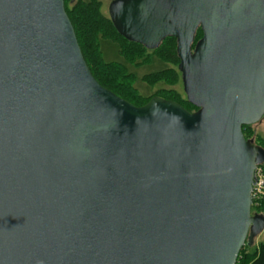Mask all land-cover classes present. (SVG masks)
<instances>
[{
	"label": "water",
	"instance_id": "water-1",
	"mask_svg": "<svg viewBox=\"0 0 264 264\" xmlns=\"http://www.w3.org/2000/svg\"><path fill=\"white\" fill-rule=\"evenodd\" d=\"M109 12L146 47L176 37L199 109L102 86L64 0H0V264H235L264 229L250 196L264 148L242 131L264 114V0Z\"/></svg>",
	"mask_w": 264,
	"mask_h": 264
},
{
	"label": "trees",
	"instance_id": "trees-1",
	"mask_svg": "<svg viewBox=\"0 0 264 264\" xmlns=\"http://www.w3.org/2000/svg\"><path fill=\"white\" fill-rule=\"evenodd\" d=\"M64 5L84 58L102 86L137 106L158 95L188 111L195 108L182 89L175 36L167 35L158 46L149 48L117 29L113 19L102 11V0H64ZM201 33L198 27L194 42ZM142 67L146 70L138 74ZM137 80L146 85L147 92L141 91ZM246 129V125L242 127L243 132ZM237 264H264V240L256 248L245 241Z\"/></svg>",
	"mask_w": 264,
	"mask_h": 264
},
{
	"label": "rangeland",
	"instance_id": "rangeland-1",
	"mask_svg": "<svg viewBox=\"0 0 264 264\" xmlns=\"http://www.w3.org/2000/svg\"><path fill=\"white\" fill-rule=\"evenodd\" d=\"M110 3L111 0H102V5H101L102 11L109 16H110V12H109ZM144 70H146L145 67L138 68V74L142 73V71ZM136 85L141 89L142 92H147L146 85L142 83L141 80H137ZM252 129L256 134L255 135L256 137L259 136L261 137V139L260 138L258 139L260 144L264 145V117L259 122L253 124ZM263 240H264V229L256 235H248L246 242H250V248H254V247L256 248L259 242Z\"/></svg>",
	"mask_w": 264,
	"mask_h": 264
},
{
	"label": "built area",
	"instance_id": "built-area-1",
	"mask_svg": "<svg viewBox=\"0 0 264 264\" xmlns=\"http://www.w3.org/2000/svg\"><path fill=\"white\" fill-rule=\"evenodd\" d=\"M251 211L264 215V161L253 170V182L250 191ZM237 264V261L236 263Z\"/></svg>",
	"mask_w": 264,
	"mask_h": 264
},
{
	"label": "flooded vegetation",
	"instance_id": "flooded-vegetation-1",
	"mask_svg": "<svg viewBox=\"0 0 264 264\" xmlns=\"http://www.w3.org/2000/svg\"><path fill=\"white\" fill-rule=\"evenodd\" d=\"M202 31V30H201ZM201 35H202V33H201ZM201 35H200V37H201ZM199 37V38H200ZM176 38V37H175ZM198 38V39H199ZM197 39V40H198ZM194 40H195V38H194ZM194 40H193V42H192V47L194 46V44H195V42L197 41H195L194 42ZM182 89H183V84H182ZM183 92H184V90H183ZM184 94H185V92H184ZM185 96H186V94H185ZM186 99H187V97H186ZM188 100V99H187ZM191 103V102H190ZM192 104V103H191ZM195 108L193 109V110H191L190 112H193V111H196V110H198L199 109V107H197V106H195L194 104H192ZM264 117V114L262 115V117L260 118V120L262 119ZM260 120H258L257 122H259ZM257 122H255V123H257ZM255 123H253V124H255ZM253 124H249V125H246L247 126V129L243 132V135H244V137L246 138V139H250L251 141H252V143L254 144V145H257V146H261V147H263L264 148V145H261L260 144V142H259V140H258V137H256L255 135V133H254V131H253V129H252V125ZM243 126H245V125H243ZM242 126V127H243ZM243 131V130H242ZM252 131V132H251ZM250 132V133H249ZM246 134V135H245ZM259 164V163H258Z\"/></svg>",
	"mask_w": 264,
	"mask_h": 264
}]
</instances>
